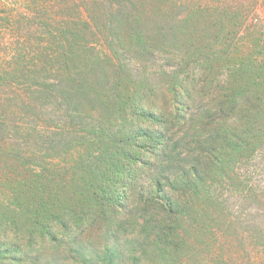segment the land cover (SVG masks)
<instances>
[{
    "label": "trees",
    "instance_id": "1",
    "mask_svg": "<svg viewBox=\"0 0 264 264\" xmlns=\"http://www.w3.org/2000/svg\"><path fill=\"white\" fill-rule=\"evenodd\" d=\"M165 16L161 7H148L143 0L0 2V47L9 49L14 67H23L0 77V131L8 134H0V152L10 161L0 163V264L201 261L197 257L213 234L218 207L214 186L233 171L237 158L253 155L264 136L259 125L264 119V57L236 53L223 79L199 87L189 88L177 77L160 89L171 100L170 110L153 111L154 105L148 107L160 93L157 87L124 67L91 59L85 54L87 36L104 39L110 53L104 55L113 58L126 31L130 49L151 56L171 34L161 23ZM42 23L48 25L46 37L25 35L26 24ZM39 52L50 67L58 57L61 69L39 68ZM19 76L38 86L21 84ZM12 83L21 84L28 95L17 93ZM206 97L211 101L194 107ZM51 99L61 100L67 125L50 128L43 119L25 127L16 124L18 117L40 112ZM149 119L157 122L155 129H144L141 121ZM15 132L32 138L31 148L23 151ZM62 159L69 166L62 167ZM182 159L190 161L179 165ZM146 171L150 174L141 184ZM66 184L83 197L78 205L62 208L55 200L46 201L47 193L56 197ZM24 196L31 198L29 207ZM87 211L92 218L78 230ZM45 242L72 262L52 257L39 262ZM27 247L36 250L34 257Z\"/></svg>",
    "mask_w": 264,
    "mask_h": 264
},
{
    "label": "rangeland",
    "instance_id": "2",
    "mask_svg": "<svg viewBox=\"0 0 264 264\" xmlns=\"http://www.w3.org/2000/svg\"><path fill=\"white\" fill-rule=\"evenodd\" d=\"M2 1L4 0H0V2ZM143 1L148 7H161L166 13L161 23L167 27L166 29L171 34L168 38H165L164 48H156L155 53H152L151 56L140 57L128 45L127 35L129 33L122 31V40L125 41L122 42L123 47L116 55H113V58L112 54L110 56L104 55V52L109 53L106 46L107 42H104L101 37L96 38V36L90 34L87 36L88 48L85 54L90 56L91 59L97 57L98 61L103 62L105 67H124L129 70L128 73H131L132 77L143 79L141 82L150 83L157 87L156 90L160 93L159 95L156 93L157 97L154 99L153 104L148 107L151 108L154 105L155 108H151L153 111H159L163 108V111L166 112L168 111L164 109L166 106L170 110L171 100L165 98V92L160 89L177 77L183 83L188 81L186 84L190 86L189 88L195 85L199 87L204 83H211L215 77L223 79L227 74L226 67H231L229 64L232 62L236 63L234 59L236 53L248 55L254 53L264 57V0ZM28 26V24L25 25L28 28L24 32L25 35L33 33L36 39L48 35L45 30L48 25L45 23ZM148 35L149 33L145 35L146 38H148ZM4 36L7 39L9 35ZM7 50L9 49L2 46L1 43L0 72L3 69L7 70L0 73V77L4 78L10 77L5 76L8 71L23 68L14 67L16 63L11 60V53ZM37 61L41 66L39 68H42L43 65L50 67L47 58L40 52L37 55ZM30 68L36 69L38 67ZM50 68L54 70L61 69V67H58V57H56L55 67ZM51 76H55V74H51ZM19 78L20 83L27 84V87L30 86L34 89L38 86L37 82L25 81L22 76H19ZM21 84L17 86L12 83L11 87L16 88L14 90L17 93L28 95ZM28 91L32 94L35 93L32 90ZM209 99V97H206L202 101L196 100L194 107L202 106L204 103L207 104L211 101ZM167 100L169 101L166 103ZM60 101V99H51L48 103H43L41 113L34 112L25 118L18 117L15 122H17V125L19 123L25 127L32 125L34 120L36 122V120L43 119L47 124H44L46 127L55 128L60 123L67 125L69 122L60 108ZM35 104L36 100L31 102V106ZM239 120L236 123H239ZM105 121L109 122L108 120ZM141 122L144 129L149 125L153 129L157 127L155 119ZM259 125L262 126L261 130L264 133V119L259 121ZM4 133L0 131V134L4 135ZM5 135L8 136L7 132ZM12 135L19 142V145L23 146V151L31 148L29 143L33 141L32 138L26 137L22 132H15ZM255 147L257 149L253 155L245 154L237 158L233 171L231 173L227 172L225 178L222 181L219 180L220 184L214 186L218 207H215L216 210L213 213L215 219L212 228L213 234L209 239H206L209 243L202 245L205 248L204 251L199 249L202 252L197 259L201 258V261H197V264H264V136L261 144L256 143ZM6 157L0 152L1 164L10 162ZM62 161V167H66L68 165L67 160L62 159ZM187 161L190 160L182 159L177 163L187 165ZM38 165L40 164L38 163ZM147 171L140 178L141 184H145L148 179L150 172L147 173ZM47 194L49 196L46 201L55 200L57 201L56 205L62 206V208H65L67 203L78 205L82 197L79 196L80 194L73 184H66L62 187L56 197H54L56 193L53 195L51 193ZM23 203L29 207L31 204L30 196H24ZM83 214L86 222L83 225L80 222L78 230L81 227H86V224L92 218L89 211ZM22 217H25V215H22ZM23 243L26 245L28 242L25 239ZM32 245L42 247L40 242H32ZM44 245L42 252L37 255L39 262L43 258L50 257L53 261L56 260L59 263L62 261L72 262L67 253L60 249L51 248L48 242H45ZM26 249L32 257L35 256V249L28 247ZM209 249L211 250L208 251Z\"/></svg>",
    "mask_w": 264,
    "mask_h": 264
}]
</instances>
